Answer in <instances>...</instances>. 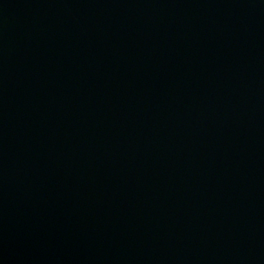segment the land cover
I'll return each instance as SVG.
<instances>
[{
    "label": "water",
    "instance_id": "95a60500",
    "mask_svg": "<svg viewBox=\"0 0 264 264\" xmlns=\"http://www.w3.org/2000/svg\"><path fill=\"white\" fill-rule=\"evenodd\" d=\"M0 264H264V0H0Z\"/></svg>",
    "mask_w": 264,
    "mask_h": 264
}]
</instances>
